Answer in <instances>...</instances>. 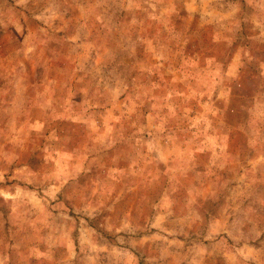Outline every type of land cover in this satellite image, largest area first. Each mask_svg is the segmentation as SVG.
Returning <instances> with one entry per match:
<instances>
[{
    "label": "rangeland",
    "instance_id": "374dc122",
    "mask_svg": "<svg viewBox=\"0 0 264 264\" xmlns=\"http://www.w3.org/2000/svg\"><path fill=\"white\" fill-rule=\"evenodd\" d=\"M0 264H264V0H0Z\"/></svg>",
    "mask_w": 264,
    "mask_h": 264
}]
</instances>
